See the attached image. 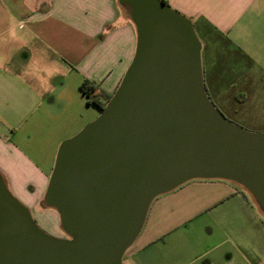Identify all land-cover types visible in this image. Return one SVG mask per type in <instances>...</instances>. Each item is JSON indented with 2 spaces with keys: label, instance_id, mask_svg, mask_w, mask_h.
Wrapping results in <instances>:
<instances>
[{
  "label": "water",
  "instance_id": "water-1",
  "mask_svg": "<svg viewBox=\"0 0 264 264\" xmlns=\"http://www.w3.org/2000/svg\"><path fill=\"white\" fill-rule=\"evenodd\" d=\"M136 31L130 65L97 118L58 147L44 194L65 238L44 232L0 175V264H122L157 197L226 180L264 213V132L211 103L192 21L162 0H118Z\"/></svg>",
  "mask_w": 264,
  "mask_h": 264
},
{
  "label": "crops",
  "instance_id": "crops-1",
  "mask_svg": "<svg viewBox=\"0 0 264 264\" xmlns=\"http://www.w3.org/2000/svg\"><path fill=\"white\" fill-rule=\"evenodd\" d=\"M167 2L207 36L230 35L244 20L264 15V0ZM135 48V27L118 0H0V175L31 212L59 145L100 114L73 87L87 79L114 93ZM36 138L49 144L48 155L28 160L17 146ZM27 188H36L37 200ZM247 193L215 179L192 180L159 196L124 253L125 264H264V215ZM205 213L213 217L209 247L201 244L181 260L160 256L157 244Z\"/></svg>",
  "mask_w": 264,
  "mask_h": 264
},
{
  "label": "rangeland",
  "instance_id": "rangeland-1",
  "mask_svg": "<svg viewBox=\"0 0 264 264\" xmlns=\"http://www.w3.org/2000/svg\"><path fill=\"white\" fill-rule=\"evenodd\" d=\"M195 32L201 43L203 79L211 103L227 120L244 130L251 133L264 132V15L254 20H244L232 35L216 36L210 33L207 36L196 29ZM67 89L72 90L71 83L67 84ZM73 90L83 100L78 88L73 87ZM81 102L85 106V102ZM10 143L17 145L14 141ZM26 143L27 146L17 148L28 160L30 156L39 160L48 155L50 148L46 141L36 138L27 140ZM4 180L11 194L28 208L25 200L13 193L8 180ZM26 190L33 193L32 199H38L36 188ZM44 194L35 205L34 212L29 210L32 218L48 235L65 238L56 210L43 203ZM247 194L256 204L251 194ZM261 220L264 221V217ZM212 222L211 214L205 213L190 223L187 229L168 237L167 244L159 243L154 248L165 259L181 260L184 256L190 257L201 244L204 249L211 245L207 229ZM122 264H125L124 255Z\"/></svg>",
  "mask_w": 264,
  "mask_h": 264
},
{
  "label": "trees",
  "instance_id": "trees-1",
  "mask_svg": "<svg viewBox=\"0 0 264 264\" xmlns=\"http://www.w3.org/2000/svg\"><path fill=\"white\" fill-rule=\"evenodd\" d=\"M162 1L168 5L167 0ZM78 90L86 99L87 105L94 106L99 111H102L104 109L113 95V93H107L98 84L87 79H84L80 83Z\"/></svg>",
  "mask_w": 264,
  "mask_h": 264
}]
</instances>
